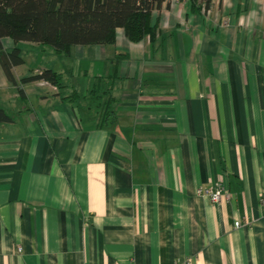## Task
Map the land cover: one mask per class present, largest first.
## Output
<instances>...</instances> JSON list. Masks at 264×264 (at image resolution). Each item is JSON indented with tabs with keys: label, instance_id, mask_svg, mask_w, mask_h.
<instances>
[{
	"label": "crops",
	"instance_id": "crops-1",
	"mask_svg": "<svg viewBox=\"0 0 264 264\" xmlns=\"http://www.w3.org/2000/svg\"><path fill=\"white\" fill-rule=\"evenodd\" d=\"M151 23L70 55L2 39L17 81L66 86L22 101L0 65V264H264V0L169 1ZM115 71L114 126L62 99Z\"/></svg>",
	"mask_w": 264,
	"mask_h": 264
},
{
	"label": "trees",
	"instance_id": "trees-1",
	"mask_svg": "<svg viewBox=\"0 0 264 264\" xmlns=\"http://www.w3.org/2000/svg\"><path fill=\"white\" fill-rule=\"evenodd\" d=\"M169 0H0V65L22 101H25L23 84L45 81L61 90L64 85L61 73L43 69L20 78H14L12 68L23 63L20 49L6 51L2 39L9 37L18 42L37 43L57 54L70 55L75 45L113 44L115 31L122 28L127 39L138 42L156 35L151 23L153 11L160 10ZM193 12H207L212 0H190ZM116 55L115 64L121 58ZM116 71L95 77L85 92L72 89L62 99L74 106H83L96 126L112 127L117 122L113 96ZM0 121L11 117L0 109Z\"/></svg>",
	"mask_w": 264,
	"mask_h": 264
},
{
	"label": "built area",
	"instance_id": "built-area-1",
	"mask_svg": "<svg viewBox=\"0 0 264 264\" xmlns=\"http://www.w3.org/2000/svg\"><path fill=\"white\" fill-rule=\"evenodd\" d=\"M171 2L178 1V0H169ZM198 192L206 196L210 199L212 202H218L221 200L222 197H228V193L226 192L225 188L222 185H216L212 187H207V188H200L198 189ZM261 204L264 209V199H261ZM20 250V247L18 248Z\"/></svg>",
	"mask_w": 264,
	"mask_h": 264
}]
</instances>
